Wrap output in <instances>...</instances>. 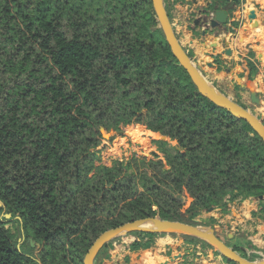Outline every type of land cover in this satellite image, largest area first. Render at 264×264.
I'll return each mask as SVG.
<instances>
[{
	"label": "trees",
	"instance_id": "1",
	"mask_svg": "<svg viewBox=\"0 0 264 264\" xmlns=\"http://www.w3.org/2000/svg\"><path fill=\"white\" fill-rule=\"evenodd\" d=\"M211 1L202 15L241 4ZM172 55L151 0H0V264H83L101 234L152 217L213 229L242 258L264 260V248L230 226L196 221L264 196V143L201 95ZM211 63L223 67L219 57ZM246 65L254 80L258 65ZM132 125L177 151L161 148L165 164L133 156L92 170L101 130L123 134ZM4 213L21 218V250ZM29 233L44 247L41 258ZM131 236L138 249L165 234ZM172 236L220 255L198 238ZM117 240L95 264H109Z\"/></svg>",
	"mask_w": 264,
	"mask_h": 264
},
{
	"label": "crops",
	"instance_id": "2",
	"mask_svg": "<svg viewBox=\"0 0 264 264\" xmlns=\"http://www.w3.org/2000/svg\"><path fill=\"white\" fill-rule=\"evenodd\" d=\"M211 3V0L168 1L171 23L177 40L209 83L237 103L239 100V105L244 108L252 106L256 115L264 121V0H241V4L233 5L231 11L223 9L229 17L228 24L215 31L207 29L209 24L204 21L202 15ZM252 13L255 14L254 21L251 19ZM197 22L199 24H196ZM252 22H258V26L252 28ZM236 24L239 26L236 27ZM227 41L230 42L231 57L222 54L228 49ZM215 56L219 57L223 64L221 70L217 65L209 66ZM247 60L258 65L259 74L254 80L249 78ZM241 73H244L242 78ZM248 82L254 84L261 98L260 106H253L250 91L241 89L242 86L247 87ZM238 206L242 217L235 219L231 213L232 207L229 206L228 211L231 215L224 218L221 215L218 222L246 225L249 222L248 215L250 216L252 211L246 204ZM129 236L119 238L113 244L109 264H190L194 261L192 248L183 247L180 243H170L171 239L168 237L152 242L141 240L142 244L150 242L149 247L141 246L135 249L134 246L139 240L135 236ZM254 244L260 249L263 248L259 244Z\"/></svg>",
	"mask_w": 264,
	"mask_h": 264
},
{
	"label": "water",
	"instance_id": "3",
	"mask_svg": "<svg viewBox=\"0 0 264 264\" xmlns=\"http://www.w3.org/2000/svg\"><path fill=\"white\" fill-rule=\"evenodd\" d=\"M153 12L156 15L159 27L165 37L168 46L171 49L172 56L176 58L181 67L185 69L188 75L191 77L192 82L198 89L199 93L211 101L213 104L229 112L235 118L246 122L256 135L259 136L261 141L264 143V123L256 115L252 114L248 109L243 108L233 99L227 97L216 89L211 83L207 81L203 73L196 66L193 60L183 50L175 32L173 25L166 9L165 0H151ZM213 14V17L211 15ZM205 22L209 24L207 29L218 30L228 24L229 17L225 11H219L210 13L208 16L203 15ZM251 19L254 21L255 14H251ZM196 24H199L197 22ZM258 22H252V28H256ZM209 31V30H206ZM230 42H226L227 50L222 52L223 55L231 57L232 51L229 49ZM209 66H215L210 63ZM242 90L248 89L250 91V100L253 105L260 106L261 98L259 97L254 84L252 82L247 83V87L242 86ZM1 206V205H0ZM7 218H11V215H7ZM198 223V222H197ZM134 233H156V234H179L185 235L203 242L208 243L214 250H216L223 258L233 264H264V260L260 261H248L239 256L227 243L221 240L213 229L206 228L203 226H193L182 222L175 221H163L157 218H147L134 221L131 223L124 224L115 229L108 230L101 234L92 247L87 252L83 264H95L100 253L105 247L112 241L129 236ZM232 237V236H230ZM32 247L34 242L30 240ZM19 250L21 246L19 243Z\"/></svg>",
	"mask_w": 264,
	"mask_h": 264
},
{
	"label": "rangeland",
	"instance_id": "4",
	"mask_svg": "<svg viewBox=\"0 0 264 264\" xmlns=\"http://www.w3.org/2000/svg\"><path fill=\"white\" fill-rule=\"evenodd\" d=\"M238 89V88H237ZM239 91V90H236ZM237 100V99H236ZM238 103L240 102L237 100ZM252 104V103H251ZM253 105V104H252ZM254 106V105H253ZM249 108V109H248ZM247 109L254 115H256L255 109L250 106ZM257 116V115H256ZM258 117V116H257ZM259 118V117H258ZM260 119V118H259ZM261 120V119H260ZM264 123V121H263ZM103 135V140L101 144L93 150L95 154L94 161L92 162L91 169L97 167H112L115 163L118 162H127L133 156L134 157H146L149 159H157L166 162L165 155L161 148H165L170 153L174 154L177 151L176 143L168 139L160 136L159 134L152 133L151 131H147L141 125H132L127 128H123V134L125 137L123 138H116L117 136H121L123 134L118 133H107L105 130H101ZM116 138V139H114ZM159 142H165V144H159ZM156 157V158H155ZM192 203V199H188L185 205V209L189 208ZM240 204H246L248 209L252 211L251 215H248L249 222L246 225L237 226L232 225L230 223H219L222 226H230L234 231H237L241 235L245 236L250 242L253 244H259L264 248V196L260 198H250L246 201H241L240 199L235 200L233 202L228 203V207L231 206V213L233 217L239 218L242 217L240 215L239 206ZM243 209V207H242ZM226 209L221 208H212L209 211H204L201 215L196 219V221L201 225L210 221L212 218H217L216 220L219 221L220 217H227V215H231L228 213L225 214ZM230 213V214H229ZM10 214L4 213L2 217L5 219V226L12 234L19 237L20 246L23 247L26 244L28 239L25 235V229L17 224L16 221L21 220V218L9 219L6 216ZM234 221V220H232ZM208 229V228H207ZM232 236V234L230 235ZM31 238V233L27 236ZM130 237V236H129ZM171 239L170 243H180V245L188 246L189 248L193 249L192 256L194 261L190 264H229V261L223 258L221 255L216 256L213 250L203 249L201 246H194L186 244L180 237H174L172 235H165L153 238L150 240L149 238L143 239L149 241H155L158 239ZM34 242L31 238L29 239ZM142 240V241H143ZM167 244V243H166ZM255 245V244H254ZM197 247V248H195ZM198 249V250H197ZM44 251V247L41 244H37L34 242V249H33V256L34 258H41V254ZM112 250H110L111 254ZM198 254V255H197Z\"/></svg>",
	"mask_w": 264,
	"mask_h": 264
},
{
	"label": "built area",
	"instance_id": "5",
	"mask_svg": "<svg viewBox=\"0 0 264 264\" xmlns=\"http://www.w3.org/2000/svg\"><path fill=\"white\" fill-rule=\"evenodd\" d=\"M211 17H213V14L211 15Z\"/></svg>",
	"mask_w": 264,
	"mask_h": 264
}]
</instances>
